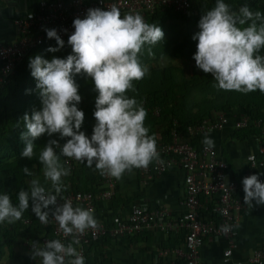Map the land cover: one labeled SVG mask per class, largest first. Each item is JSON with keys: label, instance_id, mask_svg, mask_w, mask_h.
I'll return each instance as SVG.
<instances>
[{"label": "clouds", "instance_id": "1", "mask_svg": "<svg viewBox=\"0 0 264 264\" xmlns=\"http://www.w3.org/2000/svg\"><path fill=\"white\" fill-rule=\"evenodd\" d=\"M198 26L201 30L193 36L198 40L193 59L198 69L212 75L216 82L213 87L243 94L256 90L264 93V55L258 54L264 49V13L254 12L247 5L236 11L225 0H216ZM73 27L75 31L67 41L72 53L66 58L48 60L35 55L29 60L42 108L23 117L26 131L20 135L25 143L21 156L32 159L36 155L34 141L44 134L70 138L62 146L50 139L38 154L44 180L51 186L46 190L38 177L33 178L29 190L18 193L15 206L8 194H0V224L21 220L31 200V211L40 223L48 224L51 216L64 237L72 238L67 244L60 239L48 240L43 247L38 242L29 243V248L33 244L32 258L39 257L41 264H85L76 247L79 237L98 227L91 209L74 207L70 199L61 197L66 190L62 178L71 174V169L64 166L67 161L61 163V156L86 162L89 168L94 165L101 176L116 180L126 172L161 162L156 136L149 135L145 126L146 109L127 93L135 92L134 81L148 74L141 57L145 51L149 57L154 56L153 46L164 39L162 28L145 22L139 12L122 15L116 6L108 10L89 8L85 18L74 19ZM44 30L58 45L47 51L64 48L65 41L56 29ZM77 75L91 78L98 93L91 138L81 131L85 113L77 106L82 100ZM209 133L203 139L205 150L215 146ZM55 148H60L59 154ZM22 171L34 175L28 167ZM242 184L244 203L249 208L254 206L253 201L264 205V183L258 175L245 177ZM58 198L63 203L58 204ZM222 230L229 229L222 226Z\"/></svg>", "mask_w": 264, "mask_h": 264}, {"label": "built area", "instance_id": "2", "mask_svg": "<svg viewBox=\"0 0 264 264\" xmlns=\"http://www.w3.org/2000/svg\"><path fill=\"white\" fill-rule=\"evenodd\" d=\"M193 0H42L38 8L27 14L24 18L16 19V24L21 32L17 41L0 43V90L10 82V77L15 73L17 64L28 53L43 45L47 38L45 28L56 29L64 41L75 31L73 21L76 18H85L89 8L99 7L108 10L116 6L121 14L139 12L147 21L150 14L159 8H169L182 15L193 13ZM66 30V31H65ZM55 40V39H54ZM153 113L160 115V109ZM252 125L262 126L260 119H253L248 110L242 108L232 111H219L214 116H208L199 123L187 125L184 130L179 128V121L174 120V127L169 133V141L163 140L162 130L157 129L155 136L157 149L160 154V163L153 162L147 168L136 169L143 177L144 182L154 179L167 172L171 167L178 165L185 172V198L181 204L183 215L172 221V211L161 205L160 200L149 204L135 203L131 206L126 216H115L111 226L97 215V203L100 200H111L115 196L118 180L101 176L99 189L68 191L61 197L70 199L73 206L91 209L98 227L87 230L79 237L80 244L77 250L85 258L86 249L103 236L120 238L132 234H139L145 230L172 231L174 228L184 231L182 245L165 249L163 254L168 256L162 264H204L200 249L205 238L209 235L224 237L230 240L231 247L236 245L235 236L237 226L246 207L244 203L242 180L253 174L258 175L257 169H264V144L259 147L260 156L252 153L248 157L250 168L242 180H229L227 178L230 165L227 159L222 158L216 146L205 150L203 139L205 133L209 135L221 133L233 128L240 130ZM150 135V134H149ZM91 138V136H88ZM197 140V141H196ZM264 143V142H263ZM66 167L75 169L81 163L67 157L64 158ZM86 163V162H85ZM260 182L264 183V176L258 175ZM47 190V189H46ZM206 197V201L202 200ZM58 204L63 200L58 198ZM215 214L216 217L212 218ZM53 233L65 244L71 237H64L59 225L52 218ZM222 226H227L228 231H223ZM50 237L43 238V244ZM33 244L31 245L32 248ZM264 254L261 250L255 252L254 261ZM232 248L224 252L225 262L228 264H249L240 260H233Z\"/></svg>", "mask_w": 264, "mask_h": 264}, {"label": "trees", "instance_id": "3", "mask_svg": "<svg viewBox=\"0 0 264 264\" xmlns=\"http://www.w3.org/2000/svg\"><path fill=\"white\" fill-rule=\"evenodd\" d=\"M197 2L198 0L192 1L193 13L191 15H182L169 8H159L155 13L150 14L147 17V23H158L157 26H160L159 24L163 25L164 30L167 31L166 34H168L162 41L163 45L160 46L162 49L157 51L160 55L154 53L157 57H162L161 53L169 52L170 49H172V51L175 50V54L180 57L191 55L189 54V51L192 52L195 50L194 46L187 38L183 39L179 37L185 36V34L183 35L182 33L172 31L178 27V25L173 24L172 22L169 23V19L182 18L188 22L193 17H198L202 10ZM230 3L233 10L236 11H238L240 7L247 5L254 12L260 11L264 13V0H231ZM202 13L205 12L203 11ZM190 26L192 27V23ZM165 31L163 32L165 33ZM177 38L179 39L176 40ZM57 46L58 45L54 39H46L43 45L34 49L17 64L15 73L10 77V82L0 90V194H8L14 206L18 205V193L21 190L28 191L31 180L36 175H40L43 172V166L37 158L41 148L44 147L50 139L58 140L61 146L66 143L68 139H70L68 137L61 139L59 134H54L52 137L44 134L34 141L36 155H34L32 159L21 156V153L25 148V143L21 140L20 135L23 131H26L23 117L25 114L31 115L34 110H40L42 108L41 98L38 90L36 89L37 81L31 75L29 60L35 55H40L44 59L48 60H51L53 57L66 58L72 53L71 46L68 45L67 41H65V46L60 51H47L49 47ZM258 54L264 55V49H262ZM152 58L153 56L149 57L145 51L143 58L141 57V62L145 65L147 63L146 61ZM177 63H180V61H177ZM175 69L177 72L180 71L177 68ZM175 69L166 67V69L162 71V77L159 75L158 81L154 78L148 79L146 83L147 85L145 84L143 90L145 93L142 95L143 103H141V105L147 112L145 126L149 129L150 135H155L156 130L158 128L161 129L163 140L165 141H169L170 139L169 133L174 127V120H178L179 128L184 130L187 125L199 123L205 117H212L219 111H229L230 109H233V105L231 103L228 104V102L222 101L217 103L213 108L211 105H205L200 112L180 115L178 113V108H176L175 100L164 94L166 93L164 92L166 90L163 86L165 81L172 80L171 76L173 75L171 72L173 71L175 73ZM75 80L79 86H84V88L89 91L93 90L94 99H96L98 93L94 90L95 86L91 78L77 75ZM143 81L144 78L142 79V82ZM154 81V84L149 85ZM134 85L135 87L137 86L136 84ZM127 94L133 95V92L129 91ZM249 94L250 102H246L245 104L239 103V108L248 110L253 119H260L262 124H264V93L256 90L254 92H250ZM77 106L85 113V119L81 127V131H83L87 136H92L94 129L93 121L95 120V101H92V98L90 100L82 99ZM156 108L160 109L159 116H156L153 113ZM255 126L256 125H252L251 127L240 129L239 134H261L262 126H259L261 129L256 128ZM55 151L59 154L60 148H55ZM64 158L65 157L63 156L60 157L62 164H64ZM64 166L66 167L65 164ZM24 167L31 169L34 175L27 176L22 171ZM99 176L101 175L97 170H95L94 165L92 168H89L86 163H81L75 169L71 170V174L69 176L62 178L66 190L63 191L61 195L74 190H92L97 192L99 189V184H97ZM31 207L32 203L30 200L29 209L23 213L21 220L15 222L14 224H8L7 222L0 224L1 261L4 260L6 262L9 258L11 262L10 264H14V262L18 260L20 261L16 262V264H36V262L41 260L39 257L35 259L32 258V251H30L32 250L31 248H26V250L29 251V254L24 256L23 259L22 257L19 258L15 255L14 248L17 246V243H23V241L28 238L32 242H38L39 246L43 247V237H50L51 240L57 239V237L53 234V225L50 223L46 225L40 223L38 218L31 211ZM51 208H53V206H50V209ZM113 214L109 215L107 218H101L106 222L108 227L111 221L113 223ZM105 237L107 236H103L100 239ZM84 259L85 264H88L87 249ZM180 263L184 264L183 262Z\"/></svg>", "mask_w": 264, "mask_h": 264}, {"label": "crops", "instance_id": "4", "mask_svg": "<svg viewBox=\"0 0 264 264\" xmlns=\"http://www.w3.org/2000/svg\"><path fill=\"white\" fill-rule=\"evenodd\" d=\"M40 1L42 0H0V43L7 44L20 39L21 32L16 24V19L24 18L37 9ZM239 131L229 127L221 133L210 135L220 155L227 159L230 165L227 176L229 180H242L250 168L249 155L258 154L259 147L264 144L263 131L261 134L251 135L239 134ZM257 173L264 176V169H257ZM100 179L101 176H99L97 184ZM241 194L244 197V193L241 192ZM184 198L185 172L180 166L175 165L167 172L145 182L142 175L134 169L131 173L126 172L122 179L118 180L115 196L111 200H100L97 203L96 212L100 219L107 218L113 213V217L126 216L135 203L149 204L160 200L161 205L172 211V221H176L183 215L181 202ZM202 200L205 203L206 197H203ZM245 205L237 226L236 245L231 247L230 240L224 237L207 236L200 249V256L204 264H228L225 262L224 252L229 248H232L233 260L249 264H264V254L259 258V261L253 260L257 250L264 252V205H255V201H253L252 208ZM211 217L216 216L213 214ZM111 223L112 221L109 226L112 225ZM184 237V231H179L177 228L172 231L145 230L139 234L119 239L107 236L87 248V262L88 264H162L168 256H173L165 255L163 251L173 246L182 245ZM27 245L28 243L25 241L17 243L14 248L15 255L22 259L28 255L29 251L26 248L29 246L27 247ZM18 261H15L14 264ZM10 263L9 258L6 262L0 260V264ZM36 264H40V261Z\"/></svg>", "mask_w": 264, "mask_h": 264}, {"label": "rangeland", "instance_id": "5", "mask_svg": "<svg viewBox=\"0 0 264 264\" xmlns=\"http://www.w3.org/2000/svg\"><path fill=\"white\" fill-rule=\"evenodd\" d=\"M231 0H225L226 3L229 5ZM236 1V0H235ZM199 6L201 7L202 12L210 10L212 7L215 6L216 0H198L197 2ZM230 7L233 9V7L230 5ZM200 12V11H199ZM198 15V17H193L192 21H188L185 19H169V23L172 22L173 24H177L178 27L173 29L172 31L176 33H182L185 36H179L183 39H188L190 43L194 46L195 50L192 52L189 51V54L187 56L180 57L179 55L175 54V50L172 51L170 49L169 52L161 53L162 57H157L156 54H158V50L162 49L160 46L163 45L162 41L165 39V37L168 35L166 34L167 31L164 30V26L159 24L163 31H165L164 39L160 42H158L155 46H153V53L154 54L152 59H148L146 61L149 72L144 77V81H134V84L137 86L136 91L133 92V95L127 94L129 98H135L137 101L141 104L143 103L142 95L145 93L144 87L147 83L148 79L154 78L158 81L159 75L162 77V71L166 69V67L170 68H177L180 71L174 73L171 72L173 76H171L172 80L165 81L164 83V89L166 93H164L167 97L173 98L175 100L176 108L179 110V114H192L196 112H200L202 108L205 105H211L212 108L222 101L228 102V104L233 105V109H230V111L235 110L239 108V103L245 104L247 101L250 100V94H243L236 91H223V90H217L213 87V84L216 83L212 75L205 74L202 70L198 69L196 67V62L193 59L194 54L197 51V44L198 40H194L193 36L198 33L201 29L199 28V21L202 17V13ZM196 13V11H195ZM197 14V13H196ZM192 23V27L190 24ZM175 36V35H174ZM177 38L176 40H178ZM188 43V44H190ZM191 45V46H192ZM147 47V46H146ZM165 51V50H164ZM187 53V52H185ZM160 55V54H158ZM143 58V56H142ZM177 61H180V63H177ZM154 82H151L149 85L154 84ZM147 85V84H146ZM160 86V85H159ZM141 87V88H140ZM148 89V88H147ZM168 90V91H167ZM97 93V92H96ZM79 94L81 95L82 99L90 100L92 98V101H95L94 99V91H89L84 88V86H79ZM88 104V103H85ZM214 110V109H213ZM96 124V119L93 121V127ZM39 178L41 181V184L45 186L46 189L50 188V182H46L44 180L43 172L40 175H36L34 178ZM25 243H33L30 239H26ZM22 246V245H20ZM29 245H27L28 247ZM32 251V250H30ZM41 262V261H40Z\"/></svg>", "mask_w": 264, "mask_h": 264}]
</instances>
